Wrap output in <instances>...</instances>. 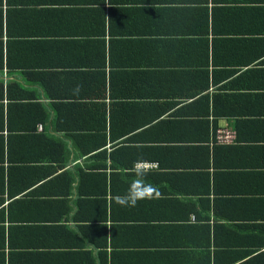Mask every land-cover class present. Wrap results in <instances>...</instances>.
<instances>
[{
  "label": "crops",
  "instance_id": "obj_1",
  "mask_svg": "<svg viewBox=\"0 0 264 264\" xmlns=\"http://www.w3.org/2000/svg\"><path fill=\"white\" fill-rule=\"evenodd\" d=\"M0 19V264H264V0H0ZM138 160L162 198L120 206Z\"/></svg>",
  "mask_w": 264,
  "mask_h": 264
},
{
  "label": "trees",
  "instance_id": "obj_2",
  "mask_svg": "<svg viewBox=\"0 0 264 264\" xmlns=\"http://www.w3.org/2000/svg\"><path fill=\"white\" fill-rule=\"evenodd\" d=\"M0 28H1V19H0ZM0 33H1V31H0ZM1 50H2V48H1V41H0V51ZM1 64H2V61H1V55H0V65ZM2 90H3L2 89V83H0V97L1 98L3 97ZM24 104L20 105L21 109L25 113L23 116L26 117V116H29V115L35 114V113L42 114V112H41V109H43L42 105H39L37 103H34V104L33 103H24ZM16 107H18V105H16V104L11 105L10 108H9V111H11L13 108H16ZM2 110H3V106L0 105V114H1V116H2ZM67 112H68L67 109H65L64 111H61V110L57 111V113L61 114L62 117H65ZM37 122L38 123H41V122L43 123L44 122L43 117L42 118H41V116L36 117L35 123H37ZM214 127L215 126H212V130L215 129ZM48 139H49V137L45 136L44 134L27 135V136L18 137V140L16 141V144L20 148H27V149L32 151V149L34 147H36V144L41 143L43 140L49 141ZM0 143H1L0 144V151L2 153L3 147H4L3 137H0ZM97 143L98 142L96 140V142H95L96 146H93V147L91 146L89 150H84V154L85 155H91V156H93L92 155L93 153L96 154L95 153L96 151H92V149L98 147ZM104 143L105 142H102V148H104ZM50 146H51V143L47 147H45V152L46 153L49 151ZM101 155L105 156L106 155V151L104 150L103 153H101ZM96 157H97V155H94V158H96ZM3 164H4V160L1 157L0 158V179H1L0 192L1 193L4 192V181H3L4 180V169H3ZM9 192H11V191H9ZM8 195H10V194H8ZM10 196H12V195H10ZM1 202H2V200H1Z\"/></svg>",
  "mask_w": 264,
  "mask_h": 264
},
{
  "label": "clouds",
  "instance_id": "obj_3",
  "mask_svg": "<svg viewBox=\"0 0 264 264\" xmlns=\"http://www.w3.org/2000/svg\"><path fill=\"white\" fill-rule=\"evenodd\" d=\"M154 170L155 166L150 162L143 160L134 162L130 171L135 176V179L129 183L124 195L115 197L116 204L124 207H135L141 200L162 198L159 189L145 182V177Z\"/></svg>",
  "mask_w": 264,
  "mask_h": 264
},
{
  "label": "built area",
  "instance_id": "obj_4",
  "mask_svg": "<svg viewBox=\"0 0 264 264\" xmlns=\"http://www.w3.org/2000/svg\"><path fill=\"white\" fill-rule=\"evenodd\" d=\"M41 127V126H39ZM235 134L227 129H216L213 133V143L219 145L231 144L235 141ZM155 166L156 164H152Z\"/></svg>",
  "mask_w": 264,
  "mask_h": 264
}]
</instances>
